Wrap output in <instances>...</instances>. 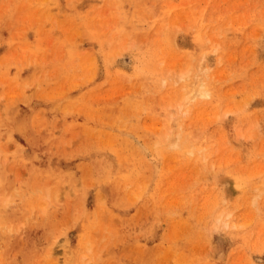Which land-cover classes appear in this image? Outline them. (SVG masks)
I'll return each instance as SVG.
<instances>
[{
  "label": "rangeland",
  "instance_id": "1",
  "mask_svg": "<svg viewBox=\"0 0 264 264\" xmlns=\"http://www.w3.org/2000/svg\"><path fill=\"white\" fill-rule=\"evenodd\" d=\"M262 181L264 0H0V264H264Z\"/></svg>",
  "mask_w": 264,
  "mask_h": 264
},
{
  "label": "bare ground",
  "instance_id": "2",
  "mask_svg": "<svg viewBox=\"0 0 264 264\" xmlns=\"http://www.w3.org/2000/svg\"><path fill=\"white\" fill-rule=\"evenodd\" d=\"M171 69V68H170ZM169 70V68H168ZM182 78V76H179V78ZM193 85V84H192ZM190 86L188 90H183V88L181 89V91L179 92L178 96L173 99L174 103L173 104H169L168 103V106H171L173 108H175L177 111L181 110L182 107H184L186 105V103L190 102L194 97L195 95H205V97L209 94V91L205 88V86ZM186 89V88H185ZM230 110L226 111V113L228 112L229 113ZM224 113V114H226ZM128 137L130 139L131 142H133L135 144V146H137L141 151L140 152H143L144 154H148V150L145 146L141 145L140 141L138 139H136V137L133 135V134H128ZM168 138V137H167ZM164 140H167V139H164ZM149 149V148H148ZM150 150V149H149ZM151 151V150H150ZM109 150L106 151V156L110 157L109 154H108ZM111 155H114L112 154L113 152L110 151ZM142 153V154H143ZM152 153V152H151ZM104 154V155H105ZM108 154V155H107ZM112 157V156H111ZM113 158V157H112ZM111 159V158H110ZM112 162H113V159H112ZM153 165H151L152 167ZM155 166V165H154ZM153 168V167H152ZM158 168V167H157ZM154 171V169L152 170V172ZM157 171V170H156ZM155 171V172H156ZM153 174V173H152ZM155 174V173H154ZM153 174V175H154ZM230 177V176H229ZM222 177H220L221 179ZM238 181H234V179L232 178H222V183H223V186L226 187V188H229V187H232L233 186H238L240 184L237 183ZM263 182V181H262ZM264 184V182L262 183ZM221 185V188H222V184ZM236 188V187H235ZM223 189V188H222ZM237 189V188H236ZM234 191V189H233ZM222 192L224 193V191L222 190ZM227 193V192H226ZM229 193V192H228ZM227 193V194H228ZM237 193V192H236ZM235 194V193H234ZM233 194V195H234ZM230 195V194H229ZM227 196V195H226ZM228 197V196H227Z\"/></svg>",
  "mask_w": 264,
  "mask_h": 264
}]
</instances>
